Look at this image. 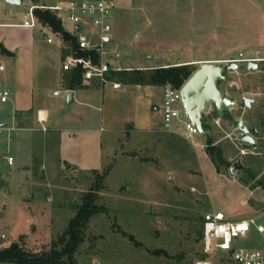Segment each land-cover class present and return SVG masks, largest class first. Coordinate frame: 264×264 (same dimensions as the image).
I'll return each instance as SVG.
<instances>
[{
  "label": "rangeland",
  "instance_id": "obj_1",
  "mask_svg": "<svg viewBox=\"0 0 264 264\" xmlns=\"http://www.w3.org/2000/svg\"><path fill=\"white\" fill-rule=\"evenodd\" d=\"M35 3L22 0L13 6L0 0V24L21 25ZM132 4L124 16L115 14L121 60L149 70L192 59L219 64L234 60L240 69L228 73L220 88L239 102L229 110L231 116L252 132L253 124L264 118V0ZM63 26L74 29L65 18ZM249 63L258 68L249 70ZM4 90L10 97L2 103L0 96V124H5L0 127V248L15 242L31 251L49 248L67 230L88 192L101 212L86 228L82 264H193L204 257L201 228L206 214L264 224L263 125L254 150L233 135L237 125L216 118L212 108L206 112L213 146L227 162L219 171L207 155V136L187 139L160 129L125 128L105 135L102 169L82 174L60 162L56 133L44 128L36 114L13 118L17 87L9 61L0 58V94ZM55 90L52 84L45 87L49 101L55 100ZM61 93L60 99L65 97ZM245 98L254 100L250 109ZM180 127L177 132L184 134ZM233 166L242 167L235 170L236 179L230 174ZM253 239L256 247H264V235ZM253 239L245 246L253 247Z\"/></svg>",
  "mask_w": 264,
  "mask_h": 264
},
{
  "label": "crops",
  "instance_id": "obj_2",
  "mask_svg": "<svg viewBox=\"0 0 264 264\" xmlns=\"http://www.w3.org/2000/svg\"><path fill=\"white\" fill-rule=\"evenodd\" d=\"M68 1L71 0H38L39 3L35 4L54 5ZM132 1L135 2V0H114L116 6L113 19L114 42L109 45L110 51L119 48L114 28L115 14L124 16L123 10L135 4H132ZM25 19L26 15L21 25L0 24V54L3 48L11 54L0 58L9 61V68L13 72L17 87L13 99V118L34 113L38 120V115H41L44 118V122L41 123L43 127L48 126L52 133H56L59 160L66 168L68 166V169L82 174L99 172L103 165V141L108 133L119 132L125 128L136 131L160 129L165 132L162 128L165 87L122 84L117 81L102 84L98 78L87 81L83 76L79 88L69 89L67 76L75 67L64 71L63 66L74 58L71 47L48 27H25L23 25ZM65 30L75 36L78 42L86 35L75 34L74 29L70 31L65 28ZM49 38L52 39L50 43ZM206 63L212 62L203 63L198 59H192L166 66H193ZM118 64L128 71L149 70L143 66L135 68L123 60H119ZM2 69L6 70V67ZM113 83L119 84L120 88H115ZM50 84L57 87L53 93L54 101H49L44 92L45 87ZM4 91L9 92V90ZM61 91L65 93L62 99H60ZM56 92L59 94L55 95ZM69 92H73L70 103H68ZM8 102L9 98L6 103ZM66 107H70V111H65ZM177 131L170 134L184 136Z\"/></svg>",
  "mask_w": 264,
  "mask_h": 264
},
{
  "label": "built area",
  "instance_id": "obj_3",
  "mask_svg": "<svg viewBox=\"0 0 264 264\" xmlns=\"http://www.w3.org/2000/svg\"><path fill=\"white\" fill-rule=\"evenodd\" d=\"M36 9L49 10L62 23L65 18L73 24L75 34H86L79 39L80 49L95 50L99 53L101 60L99 65H94L89 60L71 58L63 66L64 71L80 67L81 63L80 68L83 70L85 80L98 78L102 84H106L107 73L127 70L118 64L122 58L121 53L117 49L112 51L109 49V45L114 42L113 19L116 6L113 0H71L54 5L35 4L26 14L23 24L25 27L47 28L37 18ZM77 27L80 28V32L77 31ZM48 42H52V39L49 38ZM113 86L120 88L117 83H113ZM180 90L164 88L162 128L165 132L175 133L183 126L184 136L190 139L197 135L198 131L185 117ZM8 98V91L1 93L2 103H6ZM38 120L40 123L44 122L41 115H38ZM8 161L13 164L14 159L9 157ZM256 235H264V224H258L255 219L229 221L222 213H208L204 216L202 230L204 257L194 264H264V247H256L258 241L253 239ZM252 239L256 243H253V247H246L245 243Z\"/></svg>",
  "mask_w": 264,
  "mask_h": 264
},
{
  "label": "trees",
  "instance_id": "obj_4",
  "mask_svg": "<svg viewBox=\"0 0 264 264\" xmlns=\"http://www.w3.org/2000/svg\"><path fill=\"white\" fill-rule=\"evenodd\" d=\"M32 1L37 2L38 0ZM35 14L44 26L48 27L54 34L60 35L63 41L68 43L72 49L74 58L89 60L94 65L100 64L99 53L95 50L80 49L77 38L65 30L63 23L54 13L49 10L36 9ZM1 54L11 55L4 48L1 50ZM194 73L195 70H193L191 65H177L158 67L153 70L110 72L106 74L105 79L107 82L117 81L122 84L151 85L181 89ZM67 79L69 89L79 88L83 81V70L80 67H76L68 74ZM213 113L216 118L219 117L227 120L231 125H237L238 123L231 116L229 110H226L223 115L218 114L217 111ZM253 125L252 130L255 132L259 129V126H264V118ZM204 128L211 132V124L206 115ZM210 137H208L206 152L212 164L219 171L227 162L223 151L213 146ZM173 143L176 145L178 141L176 140ZM90 173L96 174L98 171H91ZM260 186H263L264 189V182H260ZM92 194L93 192H88V195L84 196L83 203L77 206V213L70 220L67 230L57 240H53L49 248L40 251H31L20 242H15L6 248H0V264H82L79 255L85 243L86 228L90 220L101 212V208L93 202ZM201 229L203 230V227ZM130 238L133 239L132 236ZM92 260L89 259V262Z\"/></svg>",
  "mask_w": 264,
  "mask_h": 264
},
{
  "label": "water",
  "instance_id": "obj_5",
  "mask_svg": "<svg viewBox=\"0 0 264 264\" xmlns=\"http://www.w3.org/2000/svg\"><path fill=\"white\" fill-rule=\"evenodd\" d=\"M13 6L21 4V0H7ZM80 32V28H76ZM234 61V60H233ZM233 61L230 64L226 63H206L202 64L186 84L181 88L180 93L184 107L185 117L195 127L198 134L201 136H211V132L205 130L204 119L206 112L212 108L218 114L223 115L226 110H230L239 106V102L230 99L226 93L220 88L222 82L227 81L228 73L240 69V65ZM81 67L82 64L79 63ZM249 70H256L257 64L249 63ZM73 92L68 94V103L72 101ZM254 100L245 98L244 104L247 109H250ZM5 124H0V127ZM259 132L256 130L254 134L245 126L243 120H240L233 131L234 136H238L239 143L243 146H251L257 150V136ZM241 169L239 166H233L230 169V174L236 179L235 170Z\"/></svg>",
  "mask_w": 264,
  "mask_h": 264
},
{
  "label": "flooded vegetation",
  "instance_id": "obj_6",
  "mask_svg": "<svg viewBox=\"0 0 264 264\" xmlns=\"http://www.w3.org/2000/svg\"><path fill=\"white\" fill-rule=\"evenodd\" d=\"M251 133L254 134V131H252ZM239 167H241V166H239ZM241 168H242V167H241Z\"/></svg>",
  "mask_w": 264,
  "mask_h": 264
}]
</instances>
